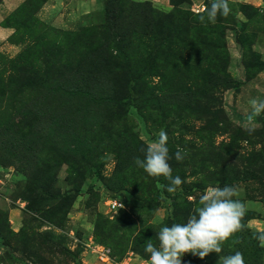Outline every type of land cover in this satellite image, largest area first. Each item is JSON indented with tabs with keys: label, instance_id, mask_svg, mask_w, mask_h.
I'll return each instance as SVG.
<instances>
[{
	"label": "rangeland",
	"instance_id": "1",
	"mask_svg": "<svg viewBox=\"0 0 264 264\" xmlns=\"http://www.w3.org/2000/svg\"><path fill=\"white\" fill-rule=\"evenodd\" d=\"M211 3L0 0V118L11 108L25 140L18 159L0 149V264H150L145 244L159 247L160 228L186 223L200 196L224 185L245 204L242 229L219 254L185 253L182 264L236 251L264 264L255 238L264 234V110L250 103L264 100V0H228L214 23ZM60 86L113 101L122 90L129 106L108 100L94 109L99 123L84 126L63 95L34 119L17 116ZM54 118L73 123L62 134ZM73 124L85 152L73 151ZM45 128L55 131L42 137ZM161 129L183 181L173 193L134 162Z\"/></svg>",
	"mask_w": 264,
	"mask_h": 264
},
{
	"label": "clouds",
	"instance_id": "2",
	"mask_svg": "<svg viewBox=\"0 0 264 264\" xmlns=\"http://www.w3.org/2000/svg\"><path fill=\"white\" fill-rule=\"evenodd\" d=\"M229 12L228 0H212L206 11L207 20L214 23L218 14L226 16ZM200 20L203 22L205 16L201 15ZM250 103L255 111L264 110V100L253 99ZM158 137L157 141L147 146L144 159L136 157L134 162L150 176H164L170 181L165 185L166 190L173 193L183 181L181 177L172 175L166 131L161 129ZM175 158L177 161L183 159L182 149H177ZM237 194L234 186L209 187L200 196L201 206L195 209L186 223L160 228L157 233L159 247L151 242L145 244V252L150 254V264H182L181 257L185 253L198 255L201 259L212 252L219 254L222 243L243 227L241 221L246 215V207L243 201L233 199ZM255 238L264 247V234ZM218 264H245V261L243 254L236 251L234 255L219 256Z\"/></svg>",
	"mask_w": 264,
	"mask_h": 264
},
{
	"label": "trees",
	"instance_id": "3",
	"mask_svg": "<svg viewBox=\"0 0 264 264\" xmlns=\"http://www.w3.org/2000/svg\"><path fill=\"white\" fill-rule=\"evenodd\" d=\"M60 86V92H57V90H51L49 91L45 96H43L41 99H37V102H39V106L34 108L33 110H28L25 108H19L17 110L18 114L17 116L22 117L23 119H26L27 117H33V119L36 117V114L40 110V108L44 107V102L46 100H49L48 102H51V100L62 98V96L70 97V103L73 105V109L79 113V116L82 121V124L84 126H94L95 123H99L98 117L99 114L95 113L94 109L97 106H101L104 103H106L108 100H111L113 104H118L121 106L122 109H125L129 106L128 104H120L122 101L124 102L127 97V95H124L122 93V90H113L116 94V99L113 101L112 99H106L102 95H95L93 92H88L87 94L82 95H76L75 98L70 95V92H64L61 90ZM63 99V98H62ZM103 99V100H102ZM70 109H72L70 106H68ZM109 107V106H108ZM3 118H0V149L4 152L8 153V155L12 158L18 159L19 155H21L20 150V144L25 143L24 137L19 134L18 131H15L16 123L14 122V119L12 118V112L11 108H8V113L5 114V116H1ZM4 117H7V120H5ZM2 119V120H1ZM60 122V125H62V134L65 133L63 131L66 128V124L73 123L71 120L64 121L63 119H56L54 118V123ZM96 125V124H95ZM72 129L70 130L69 134L74 141V149L75 152H85V148H87L88 144L84 140L82 134L78 132V125L73 124L71 125ZM47 130V133H42V137H46L53 133L55 130H49L48 128H45ZM56 134L54 133L52 135V138H54ZM27 142L29 141L26 140ZM70 147V146H69ZM64 149H62V152H65ZM77 153V154H78Z\"/></svg>",
	"mask_w": 264,
	"mask_h": 264
},
{
	"label": "built area",
	"instance_id": "4",
	"mask_svg": "<svg viewBox=\"0 0 264 264\" xmlns=\"http://www.w3.org/2000/svg\"><path fill=\"white\" fill-rule=\"evenodd\" d=\"M121 204L123 205L122 202L114 201V202H112L111 206H112V208L117 209V208H121L120 207Z\"/></svg>",
	"mask_w": 264,
	"mask_h": 264
},
{
	"label": "crops",
	"instance_id": "5",
	"mask_svg": "<svg viewBox=\"0 0 264 264\" xmlns=\"http://www.w3.org/2000/svg\"><path fill=\"white\" fill-rule=\"evenodd\" d=\"M3 30V32H1V35H4V36H9L10 35V33H11V30L10 29H2Z\"/></svg>",
	"mask_w": 264,
	"mask_h": 264
}]
</instances>
